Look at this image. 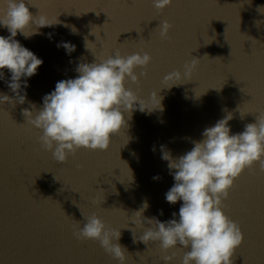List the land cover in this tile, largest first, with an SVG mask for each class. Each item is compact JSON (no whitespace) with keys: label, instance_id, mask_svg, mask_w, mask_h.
<instances>
[{"label":"water","instance_id":"obj_1","mask_svg":"<svg viewBox=\"0 0 264 264\" xmlns=\"http://www.w3.org/2000/svg\"><path fill=\"white\" fill-rule=\"evenodd\" d=\"M26 3L34 17L59 23L40 28V34L28 39L19 33L15 37L43 63L27 80L24 104L0 105V264H119L98 241L77 237L93 215L121 231L118 243L127 250L125 264H163L165 255L180 264L186 249L164 251L159 242H134L142 227L130 222L144 201L149 205L145 218L165 222L174 212L178 218L181 202L165 201L174 181L161 159L162 145L175 158L228 113L233 117L231 133L243 131L264 114V0H172L162 11L152 0ZM5 9L6 0H0V14ZM165 20L172 27L162 38L159 22ZM91 32L99 39L90 51L84 42L96 43ZM8 35L0 27V36ZM59 42H70L75 51L67 55L57 47ZM116 52H147L152 57L146 68L135 69L138 76L141 71L146 75L136 84L126 79L125 87L149 110L159 107L162 97L163 110H135L130 119L126 113L127 126L111 138L107 151L82 148L57 163L41 146L42 133L27 123L23 110L31 111V104L38 110L58 81L75 78L78 64ZM193 58L198 60L190 76L162 81L172 71H183ZM4 73L0 93L12 97L5 84L10 73ZM171 83L184 84L164 88ZM222 205L243 236L233 264H264V171L258 163L234 180ZM128 226L134 227L133 234L123 229Z\"/></svg>","mask_w":264,"mask_h":264},{"label":"clouds","instance_id":"obj_2","mask_svg":"<svg viewBox=\"0 0 264 264\" xmlns=\"http://www.w3.org/2000/svg\"><path fill=\"white\" fill-rule=\"evenodd\" d=\"M171 3L172 0H152L157 11ZM57 23L58 20L52 23L43 15L34 17L26 0H6V9L0 14V27L6 28L9 35L0 36V80H4L6 69L10 78L5 84L14 95L0 93V105L24 104L27 80L43 63L15 39L17 34L28 39L40 34V28ZM30 26L35 30L26 31ZM171 27L166 20L160 21V36L166 38ZM71 31L75 33L76 29L72 27ZM90 34L96 37V43L85 38L84 46L91 51L90 45H96L99 37ZM57 47H62L67 55L75 51V45L70 42H59ZM94 58L91 63L77 65L75 78L58 81L54 90L42 97L38 110L34 104L30 105L31 111L23 110L27 123L42 133L41 146L52 153L57 163L63 164L70 154L82 148L107 151L111 138L127 126L126 113L130 119L135 110H163L162 97L157 96L159 107L149 110L142 106L135 92L125 87L126 79L136 84L139 77L146 75L141 71L138 76L135 69L149 65L152 57L147 52L128 56L116 52L107 58ZM196 60L186 62L183 71L166 74L162 81H181L190 76ZM181 84L184 83H171L164 88ZM232 118L228 113L205 128L201 139L193 141V147L178 157L173 158L170 151L161 146V159L167 162L174 181L165 193V201L170 205L181 202L178 218L175 212L173 218L165 222L155 217L145 218L143 212L149 205L144 201L130 222L136 227L138 221L142 227L139 237L133 235L134 242L137 239L145 245L159 242L164 251L182 247L186 251L180 264H233L231 257L242 244L243 236L239 226L224 214L222 201L227 199L228 190L244 169L258 163L264 171V114L258 115L254 123L246 124L239 133H231L229 121ZM133 228L123 229L133 234ZM76 235L80 239L98 241L106 253L119 264H125L127 250L118 243L121 231L109 229L97 216L86 218ZM162 260L163 264H172L173 257L165 255Z\"/></svg>","mask_w":264,"mask_h":264},{"label":"snow or ice","instance_id":"obj_3","mask_svg":"<svg viewBox=\"0 0 264 264\" xmlns=\"http://www.w3.org/2000/svg\"><path fill=\"white\" fill-rule=\"evenodd\" d=\"M259 165V164H258ZM254 166V164L250 167V168H252ZM259 168H260V166H259Z\"/></svg>","mask_w":264,"mask_h":264}]
</instances>
